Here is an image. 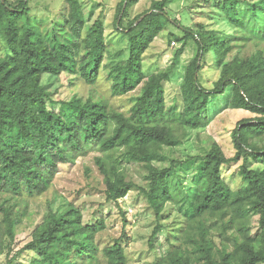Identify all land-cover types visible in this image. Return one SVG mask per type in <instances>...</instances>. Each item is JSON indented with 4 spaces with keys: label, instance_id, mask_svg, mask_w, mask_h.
Here are the masks:
<instances>
[{
    "label": "trees",
    "instance_id": "1",
    "mask_svg": "<svg viewBox=\"0 0 264 264\" xmlns=\"http://www.w3.org/2000/svg\"><path fill=\"white\" fill-rule=\"evenodd\" d=\"M138 1L127 0L124 5L122 0L117 6L116 26L128 37V55L123 64L110 68L109 75L114 91L120 94L135 89L144 80L141 55L163 25L172 21L166 11L172 0H156L146 14L137 15L123 28V19ZM64 2L56 23L61 34H66V42L61 41L59 33L47 35L32 24L28 0H19L17 5L0 0V38L6 51L4 56L0 55V192L27 197L40 195L50 187L60 164L94 148L103 153L95 157V163L104 178L106 200L117 203L136 187L126 180L114 157L117 150L123 149L128 159L143 162L147 168L148 186L137 188L157 222L149 239L152 247L160 230L164 205L172 198L168 177L175 164L161 169L154 167L151 162L159 157L156 148L176 145L173 123L193 128L204 125L209 100L231 86L230 107L249 110L258 118L254 122L242 121L233 130L236 147L233 157L226 158L216 144L201 157L204 168L193 202L194 217L218 216L227 229L233 230L236 223L238 227L233 233L232 249L220 254L215 253L211 241L203 240L199 245L200 262L264 264V146L256 141L264 134L262 52L247 59L237 55L232 62L222 65L236 47L229 36L201 29L193 32L184 27L185 35L197 45V54L181 86L180 108L166 104L164 82L170 80L168 72L147 77L130 115L108 112L104 102L83 101L75 96L52 106L51 95L41 84L42 75L68 73L94 84L105 53L102 17H97L84 30L80 0ZM239 2L222 0L225 20L243 32L247 20L256 22L260 15L264 16V0H247V18L238 14ZM250 35L243 32L240 37L253 39ZM210 51L216 55L221 75L214 87L208 89L201 84L197 73L201 69L200 60ZM239 160H242L239 175L243 186L233 191L222 179L221 167ZM250 161L263 167H250ZM0 212L10 232L14 231L8 209L1 206ZM253 216L257 218L255 232L248 226ZM102 228V222L81 225L70 210L53 215L33 233L23 249L35 253V264H76L78 259L94 257L93 235ZM121 243L120 237L104 248L107 264H125Z\"/></svg>",
    "mask_w": 264,
    "mask_h": 264
},
{
    "label": "rangeland",
    "instance_id": "2",
    "mask_svg": "<svg viewBox=\"0 0 264 264\" xmlns=\"http://www.w3.org/2000/svg\"><path fill=\"white\" fill-rule=\"evenodd\" d=\"M7 1L17 5L19 0ZM121 1L80 0L85 20L84 30L97 17L104 20V59L94 84H88L82 78L68 73L43 74L41 84L51 95L52 106H58L60 101L75 96L83 101L90 99L104 102L108 112L130 115L133 105L143 93L147 77L168 72L170 80L164 82L166 104L175 109L180 108L181 86L197 54V45L193 38L185 35L184 27L193 32L201 29L228 35L236 47L227 54L222 65L232 62L237 55L240 59H247L261 51L264 56L263 15L256 22L247 20L242 31L254 38L245 40L240 37L243 32L225 20L222 0H172L166 8L171 23L163 25V29L141 55L144 80L125 94L116 93L109 70L123 64L128 55V37L116 26L117 6ZM154 1L139 0L133 5L122 21L123 28L137 15L148 12ZM28 6L29 17L35 27L47 35L57 32L62 42L67 41L66 34H61L56 23L59 12L65 7L64 0H28ZM237 10L240 16L247 18V0H240ZM5 52L0 38V55L4 56ZM215 60L216 55L210 51L199 63L201 69L197 76L208 89L214 87L221 75V66L216 65ZM231 95L232 87L228 86L223 94L209 100L207 121L202 126L193 128L173 123L176 145L156 148L159 157L151 162L154 167L161 169L169 167L172 162L175 164L168 177L172 184V198L164 205L159 221L160 230L152 247L149 239L157 222L145 196L137 188L148 186L145 163L132 161L124 155L123 149L117 150L114 157L121 171L126 180L133 182L136 187L117 203L107 201L104 178L95 163V157L103 153L90 148L83 154H76L71 161L60 164L50 187L40 195L27 197L0 192V207H6L14 220V231L10 232L6 218L0 212V264H35L37 256L33 251L24 250V246L32 240L33 233L44 227L53 215L70 210L75 212L81 225L103 224V228L93 235L96 248L94 257L78 259L76 264H107L103 250L120 237L126 256L125 264H201L199 245L203 240L211 241L217 254L232 249V237L238 227L237 223L230 230L218 216L213 218L205 215L197 219L193 212L195 193L204 168L201 157L214 144L220 147L226 158L233 157L236 153L233 130L241 126L242 121L254 122L258 118L249 110L230 107ZM257 139V144L264 146V134ZM241 163L242 160H239L221 167V177L233 191L243 186L239 175ZM249 166L263 167L254 161H250ZM256 219L253 216L248 225L253 232L257 228Z\"/></svg>",
    "mask_w": 264,
    "mask_h": 264
},
{
    "label": "water",
    "instance_id": "3",
    "mask_svg": "<svg viewBox=\"0 0 264 264\" xmlns=\"http://www.w3.org/2000/svg\"><path fill=\"white\" fill-rule=\"evenodd\" d=\"M126 3V2H125ZM125 3H124V5H125Z\"/></svg>",
    "mask_w": 264,
    "mask_h": 264
}]
</instances>
